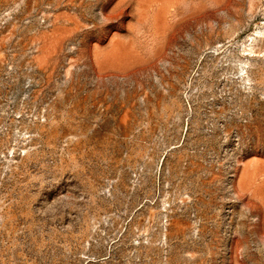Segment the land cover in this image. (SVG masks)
<instances>
[{"label": "rangeland", "instance_id": "1", "mask_svg": "<svg viewBox=\"0 0 264 264\" xmlns=\"http://www.w3.org/2000/svg\"><path fill=\"white\" fill-rule=\"evenodd\" d=\"M0 264H264V0H0Z\"/></svg>", "mask_w": 264, "mask_h": 264}]
</instances>
